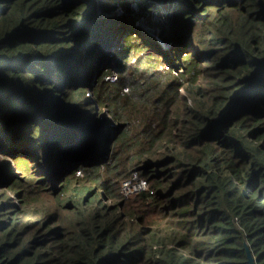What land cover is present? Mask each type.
I'll list each match as a JSON object with an SVG mask.
<instances>
[{
	"label": "trees",
	"instance_id": "obj_1",
	"mask_svg": "<svg viewBox=\"0 0 264 264\" xmlns=\"http://www.w3.org/2000/svg\"><path fill=\"white\" fill-rule=\"evenodd\" d=\"M149 1L0 0V155L52 163L26 177L46 182L26 199L15 178L0 186V264H248V252L264 264V0H153L165 3L156 11ZM106 3L135 4L137 20L169 11L151 29L173 48L152 35L131 41L140 29L118 32ZM196 26L202 64L189 50ZM132 53L143 56L132 64ZM114 71L118 81L105 82ZM133 76L125 99L103 102L118 120L128 107L130 120L94 128L86 105L95 112L100 95H122ZM181 88L193 105L179 130L170 107ZM59 108L82 109L85 125L56 123ZM134 172L153 196L123 199Z\"/></svg>",
	"mask_w": 264,
	"mask_h": 264
},
{
	"label": "rangeland",
	"instance_id": "obj_2",
	"mask_svg": "<svg viewBox=\"0 0 264 264\" xmlns=\"http://www.w3.org/2000/svg\"><path fill=\"white\" fill-rule=\"evenodd\" d=\"M103 3V1H101V4ZM156 3L155 7V11L157 9H159L160 7H163V5L165 3H161L157 4L156 1H149L148 2V7L149 9H151V7H153V5ZM222 3H224V0H222ZM106 10L104 11L103 15L104 17H107V19H112L113 21L117 22V26H116V30L120 33H122L123 35H129L128 29L132 28L133 26H135V28H139V31L133 30L131 31V35L133 36L132 40H136L138 39V35H148L156 41L157 45L160 47L161 43L158 41L157 38L162 39V37L160 36V32L159 31H153L151 29V27L154 25V23L159 22L160 20L163 21V25L160 26V28H162L163 26L166 25V17H169V11H165V10H159V14L157 16L156 13L151 12L149 15L146 16H142L140 17L139 20H137L136 15L139 13L140 11V7H137L135 4L131 3V4H121V3H117L114 4L113 6H110V4L106 3V5H104ZM210 14V19L212 20L215 17V13L213 11L209 12ZM122 19V20H120ZM139 25L142 28H146L149 30L148 32H145L143 29H141L139 27ZM145 26V27H144ZM134 28V27H133ZM193 32H189V35H192V37H190L188 40H190V47L189 50H191L192 53L195 55L196 57H198V59H200L201 61L198 62L199 64H202V58H204L203 56L207 57L208 53L203 50L200 46V34H201V27L196 26L195 28H192ZM140 33V34H139ZM135 35H137V37H135ZM162 35V34H161ZM157 36V37H156ZM140 38V37H139ZM212 37H206L204 40V43L206 41V49L210 50L211 46H212V42H211ZM168 42L169 46L167 50H170L173 48L174 43L171 41V38H168L166 41H164V43ZM187 42V41H186ZM172 45V46H171ZM188 45V42L186 44V46ZM108 49H105V52H107ZM165 50V51H167ZM184 55V54H183ZM143 56V54L139 55L137 53H132L131 57H130V62L135 63L137 61L138 58H141ZM185 57V55H184ZM166 64V63H165ZM165 64H160L159 68H160V73L162 74L163 70L165 68L164 71L168 70V66H165ZM123 67H126V65L122 64ZM128 66V65H127ZM176 69H173L174 75H180V74H184V72L179 69L180 68V64L176 63L175 66ZM120 76V74L117 71H114L112 74L107 75V77L104 79V81H108V83L112 84L115 81H118L117 78ZM137 77L138 76H133L132 81L128 83V87H126L122 93V95H120L119 93L116 92V90L112 91V94L110 93L109 98L107 99L105 95H100V100L98 102V107L95 109V112L91 111L93 109L92 105H86L88 107H90V115L93 114L91 116V121H94V118H97L98 120L100 119V121L98 123L95 124L96 127L94 128H100L101 127V122H103V126L102 127H107V129L111 130L112 132H115L116 130H119L120 127H122V125L125 126V123L127 121L130 120L131 116H132V111L127 107V108H123L122 111L120 112V116L121 118H123V120H118L115 116V111H109L108 108L106 106H104V103H110L113 98H115L116 100H123L125 99L124 96H126L127 94H129V89L128 88H134L137 84ZM114 78V79H112ZM160 88H164V84L159 86ZM173 88L176 89V86L173 85ZM182 91L181 93V99H179V101L173 105H171L170 107V121L172 125H178V129L181 130L183 127V121L186 119L184 113L186 111V108H189L193 105L192 100L190 98V96L187 93L186 88H181L180 89ZM87 93V90H86ZM186 95V98H184ZM69 110V111H68ZM75 112V116H72L70 112ZM54 114H60L58 115V117L56 118V123H57V119L59 117L61 118H65L66 121H69L70 124L69 125H63L64 127H71L72 123H76L77 129L80 128L81 126H84L85 124L82 122H85V115H84V111L81 110H72V109H58V113L57 110L54 111ZM109 120V121H108ZM109 122V123H108ZM62 125V124H61ZM32 126V125H31ZM93 129V128H92ZM35 130V128H34ZM33 131V129L30 130V132ZM33 134V132L30 133V136ZM25 138H27V135H24ZM174 142H178L179 138L174 137L173 138ZM19 141H23V140H19ZM57 146V144L52 143L51 148L49 150V153H51V149L53 148V146ZM16 146H18V144H16ZM119 148V143L116 144V146L114 147L113 151L116 152V150ZM40 157L42 154H39ZM35 155L33 154V152H29V155H25L23 152L20 154H17L15 156V159H7V158H3L0 155V174H2V176L6 177L9 176L7 181H0V186L1 187H11L12 185L15 184L13 178H15L16 180L19 181V184L21 186V188L16 189V196L20 197V200L26 199L28 197V193L25 194V191H31V190H38L40 187H42L44 185V183H46L45 181H41L38 180L37 178L34 177L33 180H29V183L26 182V177H28L29 174L33 173L34 175L36 174L35 172H33V170H46L44 167H48L51 166L52 163H47L45 164L44 162L39 161L38 158L34 157ZM16 157H21V159H23L26 162V166L29 168V171L26 172L25 169L19 168L17 166V164H19V161L16 159ZM45 156L42 155L41 158H43ZM37 175V174H36ZM50 180H48L47 182H49ZM12 191H9L10 193V197H12Z\"/></svg>",
	"mask_w": 264,
	"mask_h": 264
},
{
	"label": "built area",
	"instance_id": "obj_3",
	"mask_svg": "<svg viewBox=\"0 0 264 264\" xmlns=\"http://www.w3.org/2000/svg\"><path fill=\"white\" fill-rule=\"evenodd\" d=\"M77 176L81 177V173L78 172ZM120 190L121 196L125 200H129L143 194L150 196L154 195V190L151 188L150 184L141 177L139 172L132 173L131 177L121 184Z\"/></svg>",
	"mask_w": 264,
	"mask_h": 264
},
{
	"label": "water",
	"instance_id": "obj_4",
	"mask_svg": "<svg viewBox=\"0 0 264 264\" xmlns=\"http://www.w3.org/2000/svg\"><path fill=\"white\" fill-rule=\"evenodd\" d=\"M139 27L141 28V29H143L140 25H139ZM144 30V29H143ZM145 31V30H144ZM153 31H158V30H153ZM146 32V31H145ZM157 37V36H156ZM158 39V41L161 43V45L164 47V48H168V46H169V44L166 42V43H164V40H161V39H159V38H157ZM163 39V38H162ZM172 46V45H171ZM163 162V161H162ZM162 162H158V163H147V164H145V166L141 169V170H146V169H150V168H156V169H159V168H162L163 166H166L168 163H169V161L168 162H166V163H162ZM95 193V191L94 192H92V193H90L89 194V196H92L93 194ZM248 252V251H247ZM248 264H254V262H253V259L251 258V256H250V254H249V252H248Z\"/></svg>",
	"mask_w": 264,
	"mask_h": 264
},
{
	"label": "bare ground",
	"instance_id": "obj_5",
	"mask_svg": "<svg viewBox=\"0 0 264 264\" xmlns=\"http://www.w3.org/2000/svg\"><path fill=\"white\" fill-rule=\"evenodd\" d=\"M145 27V26H144ZM146 32H148L149 30L147 29V27L146 28H143ZM160 48H161V50H163V51H165V50H167V49H165L162 45L160 46Z\"/></svg>",
	"mask_w": 264,
	"mask_h": 264
}]
</instances>
